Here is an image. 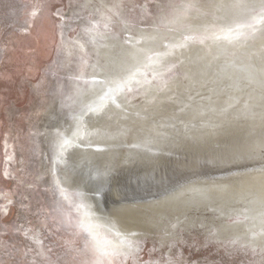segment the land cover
<instances>
[{
  "label": "bare ground",
  "instance_id": "1",
  "mask_svg": "<svg viewBox=\"0 0 264 264\" xmlns=\"http://www.w3.org/2000/svg\"><path fill=\"white\" fill-rule=\"evenodd\" d=\"M245 2L259 12L261 0ZM233 3L0 0L2 264H89L81 220L122 253L117 264H264V21L239 38L214 31L251 19ZM137 67L155 82L107 94ZM16 97L22 109L9 107ZM246 127L252 165L120 201L111 181L141 154L158 165L155 154ZM101 189L118 201L104 204Z\"/></svg>",
  "mask_w": 264,
  "mask_h": 264
},
{
  "label": "water",
  "instance_id": "2",
  "mask_svg": "<svg viewBox=\"0 0 264 264\" xmlns=\"http://www.w3.org/2000/svg\"><path fill=\"white\" fill-rule=\"evenodd\" d=\"M54 16V15H53ZM56 19V16H54ZM63 22H69L65 21L63 19ZM22 34H28L27 32H24ZM122 37V35H121ZM55 47V46H54ZM54 48L53 53L51 55L52 59L54 56ZM51 62V61H50ZM40 72V71H39ZM38 76H40V73H38ZM101 79L97 77H92L91 79H87L84 82L85 83H101ZM18 100L21 99V97H17ZM109 100L111 101L110 97ZM9 103V102H8ZM9 105H12V102L9 103ZM11 107V106H9ZM4 122V121H3ZM5 126H8L9 124L5 122L3 124ZM194 127V126H193ZM194 129V128H193ZM192 129V130H193ZM197 130V129H196ZM246 132L241 133L240 135H236V132L234 131L233 135L226 134L225 138L220 140V142L217 143H210L209 146L205 147L202 151H199V148H201V144L199 147L192 151L189 147H184L183 145L180 146V148H172L171 150L174 153L171 154H165V155H153L158 157V165H153L152 161H144L143 157H151V155H143L141 154L142 161L136 162L135 165H130L125 169V173H128L130 176L127 177V179L121 180L123 178H118L119 175H115L112 179V183H114L118 187L119 190H121V200L124 201H130L133 197H137L140 199H146L151 196H158L162 193V191L166 192V190H172L173 188H176L178 185L186 182L187 180H190L193 177L199 176V177H205L209 175H216L217 173H225L227 171H231L232 169H242L246 168L250 165H252L253 162V156L249 155L252 154L251 148L252 142L250 139V136L252 135V131L248 127H246ZM250 131V132H249ZM248 132V133H247ZM239 134V133H238ZM5 134H0V140ZM11 135H13V132H11ZM255 136V135H254ZM255 138H257L255 136ZM3 141V140H2ZM256 141V139H255ZM192 144H196L195 142H191ZM257 144V141L255 142ZM166 145L167 150L169 151V147ZM170 146H177L174 143H171ZM49 147V146H47ZM50 149V147H49ZM242 154V159L239 161H245V162H238V163H231L228 164L226 161L227 159L230 160L232 157L231 155L235 154ZM264 153V150H263ZM3 147L0 146V166L1 163L3 165ZM213 158V159H212ZM3 181V180H1ZM98 185V184H95ZM132 187L133 190L136 191L139 187L142 188L143 193L130 195L125 189L128 187ZM149 189V191H147ZM150 190L155 193L150 194ZM147 191V192H146ZM106 195L103 197L104 204H115L118 200L115 198L108 199V191ZM93 195V194H92Z\"/></svg>",
  "mask_w": 264,
  "mask_h": 264
},
{
  "label": "snow or ice",
  "instance_id": "3",
  "mask_svg": "<svg viewBox=\"0 0 264 264\" xmlns=\"http://www.w3.org/2000/svg\"><path fill=\"white\" fill-rule=\"evenodd\" d=\"M70 6V5H69ZM189 8H191V5H188ZM231 9L234 11H238L241 13H245L251 16L250 20H240L237 21L233 25H229L226 29L225 28H218L215 25L212 26L213 30L216 32H227L229 34H234L237 38L243 37L247 35V33L240 31L241 29H252L254 28L255 24H259L262 21H264V0H261V7L259 9V12L256 15H251L252 13H256V9L249 4L245 2V0H234V3L230 6ZM32 15L35 16L36 12L33 11ZM54 16H56L59 19H63L65 21L68 20V17L64 15L61 9H57L54 13ZM259 16V19L257 18ZM130 27L134 25H129ZM93 27H98L97 25L93 24ZM187 39V37H185ZM175 47V46H173ZM182 47V45H181ZM144 76L145 79L141 80L139 77ZM148 74L144 73L140 67H137L135 69H131L128 72H126L123 76L119 77L118 79L113 80L112 85L114 86H108V95H112L119 91H128L131 92L133 89L131 87H128V85L135 83L138 86H143L144 84H150L155 82L156 74L153 73L151 76V79L147 78ZM101 83H105L101 81ZM103 191L98 190V195L103 196ZM79 227L81 230L87 231L89 236L91 237L89 247L93 252V255L95 256V259L89 262V264H117L116 257L121 255L122 253H119L115 250V246L112 244L111 241L101 238L99 235L95 234L91 231L90 225H85L83 223V220H81ZM116 235L124 237V234L121 232H116ZM129 236H136L138 235L137 232L132 231L128 233ZM122 243L124 240L122 239ZM133 246L131 244L128 245V248L131 249ZM112 249L111 251L109 249ZM2 264V262H0Z\"/></svg>",
  "mask_w": 264,
  "mask_h": 264
},
{
  "label": "rangeland",
  "instance_id": "4",
  "mask_svg": "<svg viewBox=\"0 0 264 264\" xmlns=\"http://www.w3.org/2000/svg\"><path fill=\"white\" fill-rule=\"evenodd\" d=\"M16 99H17V97L14 98V99H12V100H9V103L12 102V104H13V103L15 102L17 105L20 104L21 100H18V99L16 100ZM9 103H8V105H9ZM15 103H14V104H15ZM5 106H7V103L5 104ZM10 106H12V105H10ZM18 106L20 107V109H22V108L24 107L23 105H21V106L18 105ZM124 176H125V177H124ZM129 176H130V175H129L128 173H120V175L118 176V178H120V179L123 178V179H121V180H124V179H127V177H129ZM129 188L132 189L131 186H130ZM139 188H140V187H139ZM140 189L142 190V188H140ZM142 191H143V190H142ZM147 191H149V189H148ZM151 193L153 194V193H155V191L152 192V191L150 190V194H151Z\"/></svg>",
  "mask_w": 264,
  "mask_h": 264
}]
</instances>
